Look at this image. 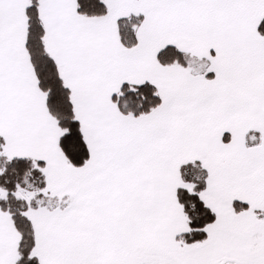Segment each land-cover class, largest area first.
I'll return each mask as SVG.
<instances>
[{"label": "snow or ice", "instance_id": "6c2138e0", "mask_svg": "<svg viewBox=\"0 0 264 264\" xmlns=\"http://www.w3.org/2000/svg\"><path fill=\"white\" fill-rule=\"evenodd\" d=\"M0 264H264V0H0Z\"/></svg>", "mask_w": 264, "mask_h": 264}]
</instances>
